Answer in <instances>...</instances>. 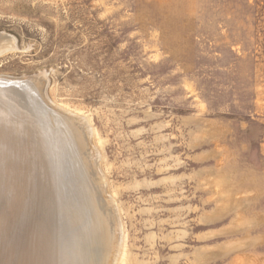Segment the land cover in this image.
I'll list each match as a JSON object with an SVG mask.
<instances>
[{
    "label": "rangeland",
    "instance_id": "374dc122",
    "mask_svg": "<svg viewBox=\"0 0 264 264\" xmlns=\"http://www.w3.org/2000/svg\"><path fill=\"white\" fill-rule=\"evenodd\" d=\"M0 35L88 125L114 264H264V0H0Z\"/></svg>",
    "mask_w": 264,
    "mask_h": 264
},
{
    "label": "bare ground",
    "instance_id": "6f19581e",
    "mask_svg": "<svg viewBox=\"0 0 264 264\" xmlns=\"http://www.w3.org/2000/svg\"><path fill=\"white\" fill-rule=\"evenodd\" d=\"M15 48L0 35V56ZM16 81L0 77V264H114L87 123L50 104L43 73Z\"/></svg>",
    "mask_w": 264,
    "mask_h": 264
},
{
    "label": "water",
    "instance_id": "95a60500",
    "mask_svg": "<svg viewBox=\"0 0 264 264\" xmlns=\"http://www.w3.org/2000/svg\"><path fill=\"white\" fill-rule=\"evenodd\" d=\"M25 77H21V78H16V80L17 81H20V80H23ZM15 82L14 84H15V87H17V88H22L23 87V85L25 84V83H23L24 81H20V82H22V83H19V82Z\"/></svg>",
    "mask_w": 264,
    "mask_h": 264
}]
</instances>
